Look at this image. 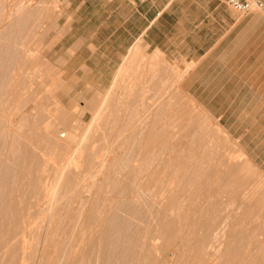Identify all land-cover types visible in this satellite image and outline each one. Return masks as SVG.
<instances>
[{"label":"bare ground","instance_id":"obj_1","mask_svg":"<svg viewBox=\"0 0 264 264\" xmlns=\"http://www.w3.org/2000/svg\"><path fill=\"white\" fill-rule=\"evenodd\" d=\"M0 32L3 37V40L0 37V94L3 95V91H8L10 77L14 74L13 64H18L15 54L19 60L20 55L10 49L13 43L8 44L4 28ZM138 51V47L130 49L129 60H141L140 55L141 58L136 59ZM133 66L131 70H134ZM17 67L15 69H19ZM144 67L141 66L142 69ZM147 68L145 72L151 70L147 71ZM133 91L134 86L126 93ZM143 93L144 90L132 103L123 100L124 111L129 109L130 114L125 116L122 110L120 120L115 119L112 123L120 122L123 127L120 140L125 146L115 148L118 155H115L114 147L102 154L91 155L92 152L88 153L91 148L86 152L83 145L86 134L79 137L75 132L59 131L53 126L40 135L39 144L27 138L25 144H20L12 138L11 144L15 140L17 145L9 146L8 135L0 120V264H25L30 256L23 257L24 250L32 246L33 241L39 244L34 254L43 251L40 247L44 245L53 248L57 254L54 264H179V254L187 244L183 240L189 236L195 239V256L198 253L200 258L209 262L264 264V234L260 233L264 225L257 221L260 215L251 206L256 197L254 189L259 187L251 189L248 182L237 181L238 168L229 165V158L213 154L211 148L208 151L207 144L212 146L214 140L210 134L205 138L207 130L204 128L201 136L190 139L193 149L178 152L179 140L173 137L170 127L176 123L178 127L183 124L191 128L193 121L187 122L189 119L185 121L176 114L180 108L165 103L164 94L149 99ZM3 96L0 97L1 104L5 101ZM105 100L106 97L102 99L103 103ZM173 108L175 119H168L167 113ZM101 117V113H94L88 127L95 125L100 128ZM176 152L178 160L170 164L169 157ZM50 156L57 157L58 161L52 162L47 170ZM82 158L84 164L91 165L92 176L87 185L82 184L78 172ZM22 174L27 177H22ZM42 175L51 177L43 178ZM98 176L102 181L96 183ZM157 180L155 195H151L148 202L140 203L143 193L151 189L150 183ZM58 189L68 191L70 198L58 199ZM103 189H108L109 196L113 197L108 204L104 202L106 193L100 194ZM91 190H95V197L85 198ZM237 192L244 199V204L234 205ZM102 194L106 198L103 199ZM29 197L33 201H25ZM261 200L258 194L257 204ZM42 205L45 208L38 213ZM140 206L147 208L141 210ZM240 210L242 213L238 212ZM249 215L255 221L252 232L237 240L235 226ZM181 219L192 222L188 228L190 233H181L184 229L178 223ZM36 220L37 224L31 226ZM196 220L200 222L194 229ZM64 225V228L68 225V232L59 230ZM177 228L180 229L179 234L174 232ZM225 248L226 252L222 253ZM43 259L40 254L39 261Z\"/></svg>","mask_w":264,"mask_h":264},{"label":"rangeland","instance_id":"obj_2","mask_svg":"<svg viewBox=\"0 0 264 264\" xmlns=\"http://www.w3.org/2000/svg\"><path fill=\"white\" fill-rule=\"evenodd\" d=\"M72 18H76L73 24ZM85 18L86 11H84V6L79 5V0H0V31L4 28L6 35H8V38H6L8 44L10 42L13 43L10 49L18 52V55H20L19 60L17 53L15 54L19 61L17 60L18 64H13L14 68H12V70L14 69L12 71L14 72L13 75L18 74V78L11 75V73L12 77H10L9 85L7 84L8 91L5 90L7 91L6 93L3 91L4 96L0 94V97L3 96L5 100L2 101L4 102L2 104L0 101V120L2 119L3 129L8 135L7 144L9 146L17 145L15 144V140L17 143L25 144L26 138L32 139L39 144L38 138L40 135L45 129L53 126L59 131L75 132L79 137L86 134L87 139L83 142V145L87 149L86 152L91 148L92 151H88V153L92 152L91 155H95V153L102 154L106 149H112L113 147L116 151L115 155H118V150L115 148L120 145L125 146L120 140L123 127L120 122L112 123L115 119L119 121L120 115L123 114V100H128V103H132L143 90V96L149 99L151 97L159 98L164 94V97H162L165 103L171 104V106L173 104V106L180 108L179 112H176L173 108V112L170 110L166 117L168 119H175L178 113L182 116L183 120L189 119L187 122L193 121L192 124L194 125L191 129L182 124L181 128L172 122L173 126L170 129L174 133L173 137L179 140L178 152L180 150L182 152L183 149H185L183 152H189L190 149H193L194 145H191L190 139L201 136L202 129H206L205 138H209L208 134H210L211 139L214 140L212 146L215 144L212 147L209 146L211 143L207 142L208 151L211 148L210 151H213V154L216 153L223 155L224 158H229V165L238 168L236 169L237 173L235 176L237 181L248 182V186L251 189L256 186L257 189L259 187L260 190L254 189V196L256 197L253 196L255 202H252L251 206L255 207L260 215V219L257 221L264 225L263 79L259 76L256 78L245 77V73L248 74V72L242 69H236L235 73L237 76L235 78L219 76L220 74H225V72L203 70L198 68L202 64L196 62L169 60L158 52L149 51L146 47L142 46L140 41L136 42L133 47L140 49L142 54L138 51L139 54H137L138 57L136 59L142 56V61L137 60L139 61L137 63L136 60H129V51L133 48L131 47L113 71L108 83H103L100 80H96V78L90 79L88 74H85L82 69L78 68L82 62V55L88 52L81 49L79 53H76V47H72L66 52H61L62 44L59 41L65 31L70 29L71 24L73 33L68 34L67 40H73L77 36L81 37L85 34V30H87ZM95 24L93 27L98 28V22ZM0 33L2 34V32ZM1 40H3V37H1ZM259 44V38L253 39V46ZM141 62L142 65L140 64ZM126 63L128 67H126ZM124 64L126 65L124 66ZM146 64H149V67ZM99 65L100 62H98ZM130 65H134L132 68L134 70H131L132 66ZM17 66L19 69H15ZM141 66L145 69L148 67L147 71L151 70L145 72L146 70L142 69ZM121 67L122 69L124 68V71ZM119 69L123 73L118 71ZM127 69L130 71H127ZM126 71L128 72L127 74L124 73ZM135 71V75L139 77L134 75ZM130 72L137 80H134L135 77ZM228 73L230 74L231 71ZM118 74L119 76L116 77ZM129 74H131L132 78ZM128 85L130 88L134 86V91L129 94L126 93V90L128 92V89H130ZM105 97L106 102L103 103L102 99ZM101 106L104 108H101ZM127 110L129 109L124 111L125 116L130 114V111L128 113ZM98 112L102 115L101 119L103 118V122H100V128H97L95 125H93L94 127H88L93 114ZM198 126L200 131L197 129ZM195 129L197 130L195 131ZM173 130L176 131L174 132ZM195 132L197 136L194 135ZM176 135L178 136L176 137ZM180 136H182V140ZM12 138L15 139L13 140V144H11ZM214 148L216 151H214ZM178 152L169 157L168 162L170 164L178 160ZM49 158L48 163L50 164L47 165V170L50 168L52 162L58 161V158H55V156H50ZM90 168L91 165H86L84 162L79 168L78 172H80L79 176L83 185H87L90 182L92 176ZM22 177L26 178L27 175L22 174ZM42 177L50 178L51 176L42 175ZM160 177L161 174L158 176V179ZM96 180V183L100 182L102 181V177L98 176ZM47 184L49 183L47 182ZM158 184L159 180L150 183L151 189L143 193L140 203L142 201L148 202L149 197L155 195L154 191ZM56 192L58 199H67L71 195L63 189H58ZM101 192L106 193L107 196L102 194L104 197H98L100 198V202L101 197L103 199L107 197V200H104V202L108 204V201L113 198L109 196V190L103 189L100 191V194ZM93 194H96L95 190H91L90 195H86L85 198L89 199ZM258 194L262 198L259 204L256 202ZM243 200L240 195L238 196L237 192L234 197V205L239 203L244 204ZM25 201H33V199L29 197ZM43 208H45V205L40 206L37 212H42ZM146 208L140 206L141 210H145ZM202 208L205 209L204 207ZM238 212L242 213L241 210ZM37 222L36 220L31 226H35ZM199 222V220H196L193 223L194 229L198 227ZM178 223L181 228H184L181 230V233H190V229L188 228H190L189 225L192 222L190 223L185 219H181ZM254 225L255 221L251 219V215L246 216L244 219L242 218L235 226L236 233L234 236L237 237V240L240 239L244 234L252 232ZM63 228L59 230L63 232L69 231L68 225L66 228ZM178 228L174 231L176 234H179L180 229ZM34 229L35 227H33ZM260 233L264 234V230ZM183 241L187 244L179 254V264H218V260L209 262L203 257L200 258L198 253L195 256L194 238L189 236ZM34 243V241L31 242L32 246L24 250L23 257L28 258L30 256L26 263L46 264L47 262L48 264H54L57 254L53 248H48L44 245V247H40L43 251L40 250L39 253L34 254V250L36 251L39 248V244ZM226 250L227 248L223 249L222 253H225ZM40 254L41 257H44L42 261H39ZM18 256L17 252L16 257L18 258Z\"/></svg>","mask_w":264,"mask_h":264},{"label":"crops","instance_id":"obj_3","mask_svg":"<svg viewBox=\"0 0 264 264\" xmlns=\"http://www.w3.org/2000/svg\"><path fill=\"white\" fill-rule=\"evenodd\" d=\"M79 5L86 11L85 34L66 39L73 33L72 18L59 41L65 44L61 52L72 47L88 52L78 68L90 79L108 83L140 41L169 60L196 62L202 64L198 68L232 78L242 69L245 77L259 76L264 83V16L258 12L240 14L218 0H79ZM256 38L260 44L253 46Z\"/></svg>","mask_w":264,"mask_h":264},{"label":"built area","instance_id":"obj_4","mask_svg":"<svg viewBox=\"0 0 264 264\" xmlns=\"http://www.w3.org/2000/svg\"><path fill=\"white\" fill-rule=\"evenodd\" d=\"M143 1V0H141ZM240 14H249L257 10L264 16V5L259 0H218Z\"/></svg>","mask_w":264,"mask_h":264}]
</instances>
